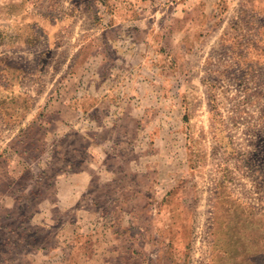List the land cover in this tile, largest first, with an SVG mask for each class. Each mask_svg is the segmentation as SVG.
<instances>
[{"label": "rangeland", "instance_id": "1", "mask_svg": "<svg viewBox=\"0 0 264 264\" xmlns=\"http://www.w3.org/2000/svg\"><path fill=\"white\" fill-rule=\"evenodd\" d=\"M184 1L139 0L147 12H126L113 0H0L4 76L20 85L0 107V157L13 159L17 181L80 131L96 155H122L146 174L140 186L158 210L114 250L123 218L103 206L71 225L81 181H63L50 215L68 223L64 241L87 233L71 264H264V0H209L218 6L201 40L139 27L155 8ZM116 16L128 20L123 36L109 30ZM15 238L0 231L4 258L14 257L5 241ZM50 258L66 264L61 253Z\"/></svg>", "mask_w": 264, "mask_h": 264}, {"label": "crops", "instance_id": "2", "mask_svg": "<svg viewBox=\"0 0 264 264\" xmlns=\"http://www.w3.org/2000/svg\"><path fill=\"white\" fill-rule=\"evenodd\" d=\"M113 1H115V10L117 11L133 12L136 9L148 11L147 8L145 9L148 4L142 2L137 4L139 0ZM217 6L218 3L212 4L209 0L176 2L164 8L160 13L156 11L158 8H155L153 13H147L148 15L143 17V21L147 20L146 26L141 24L142 21H136L140 24L139 27L145 30L148 37L155 35L158 28H161L162 34L168 30L167 35H171L173 40L177 37V41L187 43L211 36L212 12L217 10ZM126 19L116 16L109 29L110 32L119 36V33L121 34L125 30V25L128 22ZM151 19H153L152 25L149 24ZM114 33L112 34L114 35ZM123 35L124 33L121 34V36ZM7 69H9V64L1 57L0 107L3 114L4 106L9 105L10 92L15 91L17 95L20 92V85L11 86L7 79L8 76H4V71ZM24 120L25 117L17 119L18 122H24ZM18 126H20L19 123ZM73 135L77 139L83 140L81 146L80 144L77 146L74 142L77 141L76 138H73V141H64L63 145L55 151L54 159L52 158L44 168H40L36 174L33 173L31 179L22 184L17 181V176L12 172L13 159L7 154L1 155L0 219L6 221L0 224V231L15 236L17 239L15 238L13 242L8 239L5 241L9 246V252L14 257L4 258L0 252V264H56L57 262L50 257L58 253L63 255L66 264H71L75 254L85 249L84 239L87 237L85 236L87 233L85 234L84 230L78 228L73 231L68 240L64 241L63 233H65V226L68 223L58 225L50 215V210L53 213L52 210H57L62 202L61 188H63V184L61 183L72 176L80 179L79 185L75 186L80 187L82 192L81 198L76 199L75 205L71 207L76 217L74 222L71 221V225L77 224L81 220L77 218L78 215L88 216L91 214V208H95L92 213H96L99 207H107L114 216L123 218V222L115 224L113 229L114 250L120 251L125 248L121 244V239L130 240V231L132 227L134 228L132 225H138L140 229H143L146 226L144 219L146 215L152 211L158 214V210H151L148 206L146 202V199L149 198L148 192L146 188L140 186L142 180L146 178L144 172H140L131 164L128 166L122 155L110 156L107 152L102 156L96 155L91 150L84 133L77 131ZM46 136L47 133L44 132L41 137L44 139ZM18 153L21 155V152ZM13 180L20 183H17L21 189L19 195H15L12 191V186L15 184ZM65 184L64 186H66ZM14 217L19 218L20 221H14ZM34 230H39L35 241L36 246H32L29 241L31 238L29 236ZM32 254L39 255L38 258L44 257L43 261L40 259L36 262L32 261Z\"/></svg>", "mask_w": 264, "mask_h": 264}]
</instances>
